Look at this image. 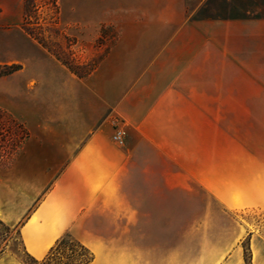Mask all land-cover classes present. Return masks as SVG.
<instances>
[{"label":"crops","instance_id":"obj_1","mask_svg":"<svg viewBox=\"0 0 264 264\" xmlns=\"http://www.w3.org/2000/svg\"><path fill=\"white\" fill-rule=\"evenodd\" d=\"M80 12L116 37L84 77L42 69L19 177H0V221L42 193L18 228L37 261L69 234L88 264H264V229L231 217L264 210V18H192L185 0H82ZM188 195L201 216L185 217Z\"/></svg>","mask_w":264,"mask_h":264},{"label":"rangeland","instance_id":"obj_2","mask_svg":"<svg viewBox=\"0 0 264 264\" xmlns=\"http://www.w3.org/2000/svg\"><path fill=\"white\" fill-rule=\"evenodd\" d=\"M81 1L57 0L59 31L47 30L44 35L49 40L47 44L51 54L21 28L22 0H0V109L30 127L38 122L39 106L37 102L33 107L32 90L41 77L42 69L51 64L65 74L73 71L83 75L97 65L114 42L116 30L111 25L86 19L80 12ZM185 5L192 18H264V0H185ZM38 99L37 93L36 101ZM0 177H19V151L10 160L0 162ZM6 194L10 212L19 213V192ZM188 196L185 202H189L190 208L185 209V217L201 216L203 210L192 206V197ZM41 197L42 193L31 202L15 225L0 221V255L4 264H78L76 253L84 254L72 247L68 240L48 260H34L23 251L18 236L19 222L24 221ZM231 217L249 230L264 229V210L235 212ZM245 228L241 227L236 238L247 257ZM70 249L77 252L71 255Z\"/></svg>","mask_w":264,"mask_h":264},{"label":"trees","instance_id":"obj_3","mask_svg":"<svg viewBox=\"0 0 264 264\" xmlns=\"http://www.w3.org/2000/svg\"><path fill=\"white\" fill-rule=\"evenodd\" d=\"M22 21L21 28L23 31L32 39L37 41L41 46H43L48 52L52 54L50 47L48 46L49 40L45 38V32L47 30L58 29V19H59V8L57 5V0H22ZM240 19H248L250 17H239ZM255 19H260V17H253ZM63 36L65 40H68L62 32L59 33ZM56 59L62 62L57 56ZM94 67L90 70L92 71ZM83 75H77L75 72L71 71L75 76L81 78L86 76L88 73ZM28 132L21 122L12 117L6 111L0 109V162L10 160L19 151V146L27 138ZM68 240L72 247L83 251L84 254L76 253V250L71 251V255L76 253L78 264H88L92 256L81 244L73 240L69 234L63 236L56 245L51 248L48 255L44 260H48L55 253H58L61 249L62 244ZM82 257H84L83 260Z\"/></svg>","mask_w":264,"mask_h":264},{"label":"built area","instance_id":"obj_4","mask_svg":"<svg viewBox=\"0 0 264 264\" xmlns=\"http://www.w3.org/2000/svg\"><path fill=\"white\" fill-rule=\"evenodd\" d=\"M117 126V125H116ZM125 136V131L123 129V127H119L115 130L113 136H112V140L114 142H117V143H121L123 138Z\"/></svg>","mask_w":264,"mask_h":264}]
</instances>
